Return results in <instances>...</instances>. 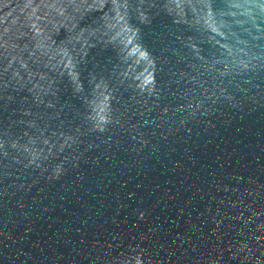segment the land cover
<instances>
[{
  "label": "water",
  "instance_id": "obj_1",
  "mask_svg": "<svg viewBox=\"0 0 264 264\" xmlns=\"http://www.w3.org/2000/svg\"><path fill=\"white\" fill-rule=\"evenodd\" d=\"M0 264H264V0H0Z\"/></svg>",
  "mask_w": 264,
  "mask_h": 264
}]
</instances>
